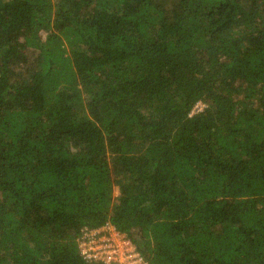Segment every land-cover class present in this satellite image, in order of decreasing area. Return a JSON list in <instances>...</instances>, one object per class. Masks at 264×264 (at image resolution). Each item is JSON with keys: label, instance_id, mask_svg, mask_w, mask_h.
I'll return each mask as SVG.
<instances>
[{"label": "trees", "instance_id": "16d2710c", "mask_svg": "<svg viewBox=\"0 0 264 264\" xmlns=\"http://www.w3.org/2000/svg\"><path fill=\"white\" fill-rule=\"evenodd\" d=\"M106 225L264 264V0H0V264H104Z\"/></svg>", "mask_w": 264, "mask_h": 264}, {"label": "built area", "instance_id": "2783aa9c", "mask_svg": "<svg viewBox=\"0 0 264 264\" xmlns=\"http://www.w3.org/2000/svg\"><path fill=\"white\" fill-rule=\"evenodd\" d=\"M202 109L203 106L198 104L192 114ZM82 235L81 254L88 261L96 260L104 264H147L126 235L118 232L113 226L86 230Z\"/></svg>", "mask_w": 264, "mask_h": 264}, {"label": "clouds", "instance_id": "9594fccd", "mask_svg": "<svg viewBox=\"0 0 264 264\" xmlns=\"http://www.w3.org/2000/svg\"><path fill=\"white\" fill-rule=\"evenodd\" d=\"M191 114H192V112H191ZM194 114H196V113H194Z\"/></svg>", "mask_w": 264, "mask_h": 264}, {"label": "rangeland", "instance_id": "374dc122", "mask_svg": "<svg viewBox=\"0 0 264 264\" xmlns=\"http://www.w3.org/2000/svg\"><path fill=\"white\" fill-rule=\"evenodd\" d=\"M194 110V109H193Z\"/></svg>", "mask_w": 264, "mask_h": 264}]
</instances>
